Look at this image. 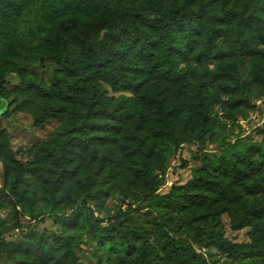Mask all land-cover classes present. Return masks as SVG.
<instances>
[{"label":"trees","instance_id":"trees-1","mask_svg":"<svg viewBox=\"0 0 264 264\" xmlns=\"http://www.w3.org/2000/svg\"><path fill=\"white\" fill-rule=\"evenodd\" d=\"M218 32L223 34L224 40L234 43L241 54L250 56L249 78L240 84L234 81L235 86L249 88V94L258 97L256 92L264 89V0H0V114L10 105L5 79L13 72H17L20 78L17 89V98L21 101L17 105L19 108L54 97L43 83L31 78L26 64L55 61L59 67L55 71L53 86L60 92L65 87L83 89L94 78L115 92L135 91L137 86L125 74L127 55L162 60L165 50L167 55L164 59L172 61L181 52L172 47V40L182 34L185 38L201 34L205 47L198 56L219 58L218 65L222 69L216 74L220 81L225 77L229 83L231 79L228 76L232 74L224 69L231 65L235 53L233 48L229 50L230 56L225 52H210L211 42ZM203 90L205 102L213 92L211 86H205ZM112 100L99 90L91 98L87 111L80 115L79 123L68 125L65 139L57 149L44 143L41 154L29 164L23 165L14 159L7 161L6 188L0 192L5 193L14 208L18 203L16 198L20 200L22 196L44 192L39 188L44 185L40 174L42 169L53 167L57 173L49 185L48 194L45 188L46 196L51 198L50 203L53 195L64 192L72 176L70 163L80 154L96 144L106 142L114 146L119 139L129 138L124 125L133 126L137 120L145 119L140 99L134 98L130 104L114 109L117 123L99 121V115L112 105ZM156 105L157 110H161L159 118L163 129L158 133L159 141L152 139L148 129L131 128L130 134L134 137L128 152L131 162L136 164H142L144 157L154 151L165 149L173 129L170 116L183 114L192 117V98L180 97L167 113L160 100ZM33 112L36 126L57 115L54 110L46 108L34 109ZM203 115L207 121L209 117ZM125 156L123 151L118 152L114 148L113 155L101 157L100 168L119 170L117 161H124ZM218 166L229 168L228 184L198 176L183 186L173 188L165 196H155L153 200L164 199V206L177 212L193 207L196 211L201 209L207 217L215 218L232 204L233 185L249 193L256 192L262 185V181L252 179L248 168L237 162L226 164L221 161ZM78 182L85 199L95 195L94 177ZM51 208L49 212H55L56 209ZM152 208L157 216L154 236L142 230L127 231L120 247H109L107 264H210L202 252V247L209 246H216L220 251L237 257L252 255L258 264H264V228L253 232L249 243H234L219 233L205 236L202 228L196 226L191 218L187 223V235L178 234L173 231L170 213L155 205ZM76 210L77 213L74 210L73 214L61 220L63 240L58 245L51 246L42 234L32 231L26 233L19 244L4 241L0 233V253L19 264H78L74 250L76 235L90 230L92 225L83 208L76 207ZM129 212L123 214V220ZM257 217H264V204L245 201L232 227L248 226Z\"/></svg>","mask_w":264,"mask_h":264},{"label":"rangeland","instance_id":"rangeland-1","mask_svg":"<svg viewBox=\"0 0 264 264\" xmlns=\"http://www.w3.org/2000/svg\"><path fill=\"white\" fill-rule=\"evenodd\" d=\"M200 35L191 38L176 35L172 47L181 52L172 61L164 59L167 55L165 50L162 60L127 55L125 74L137 86L135 91L115 92L95 78L83 89L65 87L61 92L57 91L53 83L59 66L50 60L26 64L25 68L31 78L43 83L54 97L46 101L41 99L36 105L21 109L17 106L21 102L17 98L20 78L17 72L6 77L5 88L10 105L0 114V191L6 188L7 161L14 159L23 165L29 164L41 154L44 143L57 149L65 139L68 125L79 123L80 115L87 111L91 98L99 90L113 99L112 105L99 115V121L117 123L114 109L130 104L134 98L140 99L145 119L137 120L133 126L124 125L129 138L119 139L114 146L106 142L91 146L72 161L70 182L64 192L53 195L50 203L51 198L46 196L45 188L47 192L57 176L53 167L40 171L44 185L39 188L44 192H34L20 197V200L16 198L15 208L5 193L0 192V233L4 241L19 244L26 233L32 231L42 234L51 246H56L63 240L61 220L75 211L77 213L76 207L83 208L92 225L90 230L76 235L74 250L78 264H107L109 247H120V241L129 230L146 231L153 237L157 216L152 205L170 213L173 231L178 234L187 235L191 218L196 226L202 228L205 236L219 233L234 243H249L253 232L264 228V217H257L252 224L240 229L232 227L245 201L264 204V89L256 90L258 97L255 98L249 94V88L235 86L236 80L240 84L249 78L252 60L218 32L211 42L210 52H225L230 56L229 50L233 48L235 53L231 65L224 69L232 74L228 76L231 81L227 83L225 77L220 81L216 74L222 69L218 65L219 58L198 56L205 47ZM205 86H211L213 95L204 102ZM180 97L193 99L192 117L183 114L170 116L173 129L165 149L144 157L142 164L131 162L128 151L133 143L132 129H148L152 139L159 141L158 133L163 129L159 118L161 110H157L156 101L160 100L167 113ZM40 108L52 109L57 115L36 126L33 110ZM203 114L209 117L208 122ZM233 144L235 146L229 149ZM114 148L126 154L124 161H117L119 170L100 168L101 157L113 155ZM221 161L226 164L234 161L248 168L252 179L262 181V185L252 193L233 185L232 204L215 218L207 217L201 209L196 211L193 207L177 212L167 209L164 199L153 200L155 196H165L173 188L183 186L198 176L228 184L230 170L219 168ZM13 169L15 171L16 168ZM89 176L96 180L95 195L85 199L78 181ZM153 189L155 192L152 193ZM51 207L56 209L55 212H49ZM129 210V215L123 220V214ZM16 227L21 229L19 234L14 231ZM202 252L210 264H258L252 255L237 257L220 251L216 246L202 247ZM0 264L19 263L0 253Z\"/></svg>","mask_w":264,"mask_h":264},{"label":"built area","instance_id":"built-area-1","mask_svg":"<svg viewBox=\"0 0 264 264\" xmlns=\"http://www.w3.org/2000/svg\"><path fill=\"white\" fill-rule=\"evenodd\" d=\"M20 228L19 227H16L15 229H14V231H16L17 232V234H19L20 233Z\"/></svg>","mask_w":264,"mask_h":264}]
</instances>
